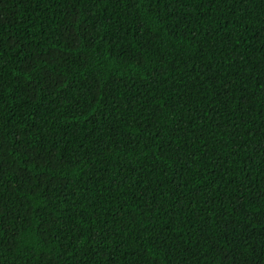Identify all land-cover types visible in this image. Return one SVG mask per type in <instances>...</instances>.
I'll list each match as a JSON object with an SVG mask.
<instances>
[{
    "label": "trees",
    "instance_id": "obj_1",
    "mask_svg": "<svg viewBox=\"0 0 264 264\" xmlns=\"http://www.w3.org/2000/svg\"><path fill=\"white\" fill-rule=\"evenodd\" d=\"M0 264H264V0H0Z\"/></svg>",
    "mask_w": 264,
    "mask_h": 264
}]
</instances>
